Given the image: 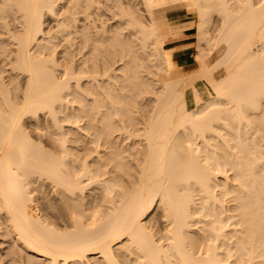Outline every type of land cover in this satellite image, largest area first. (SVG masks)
<instances>
[{
    "label": "bare ground",
    "instance_id": "6f19581e",
    "mask_svg": "<svg viewBox=\"0 0 264 264\" xmlns=\"http://www.w3.org/2000/svg\"><path fill=\"white\" fill-rule=\"evenodd\" d=\"M0 231V264H264V0H0Z\"/></svg>",
    "mask_w": 264,
    "mask_h": 264
},
{
    "label": "rangeland",
    "instance_id": "374dc122",
    "mask_svg": "<svg viewBox=\"0 0 264 264\" xmlns=\"http://www.w3.org/2000/svg\"><path fill=\"white\" fill-rule=\"evenodd\" d=\"M54 19L53 18H50V17H47L46 18V23H47V26L49 25V27L52 29H56L55 28V26H56V23H55V21H53ZM196 31L195 30H184V32H183V34L186 36V39H185V41H184V45H182L179 49H178V51H180V50H183V49H186V48H190V47H192L193 49H191L190 51H189V54H187V56H180V57H178V58H176V61L178 62V61H180L181 59H188L189 61H190V64H189V67H187V66H184V63L182 64L183 65V67H185V69L186 70H190V69H192L193 67H195V58H194V53H195V42H196V40H195V36H194V33H195ZM206 47V46H205ZM207 51H208V49H209V47H208V45H207V47L205 48ZM216 57H217V55L216 54H213L212 56H211V61H214L215 59H216ZM180 66H182L180 63H178ZM155 73L156 72H154V75H153V78H157V77H155V76H157V73H156V75H155ZM159 75V74H158ZM216 75H217V77H219V76H221L222 75V73L220 72V71H217L216 72ZM160 76V75H159ZM159 78H161V77H159ZM158 79V78H157ZM159 80V79H158ZM158 80H155V81H157L158 82ZM162 83V82H161ZM161 83H159V84H161ZM158 83H157V85H159ZM156 86V85H155ZM159 86H161V85H159ZM162 87V86H161ZM161 87H159V89H162ZM156 88H158V87H156ZM158 90V89H157ZM89 192V191H88ZM159 207H158V205L153 209V212H152V214L149 216V218L147 219V223H148V225L149 224H152V226H150L151 227V230H153L154 232H155V229H154V226L153 225H158V224H161L162 223V221L159 223V221L161 220V214H162V212H161V210L160 209H158ZM159 218H160V220H159ZM157 219V222L158 223H156V221L155 220ZM150 221V222H149ZM156 223V224H155ZM162 225H163V223H162ZM155 226V228L157 229V227ZM161 226V225H160ZM162 227V226H161ZM158 228H159V226H158ZM159 229H157L156 231H158ZM1 232V231H0ZM3 240V238H2V236L0 235V249L1 248H4L5 246H6V244H3L2 241Z\"/></svg>",
    "mask_w": 264,
    "mask_h": 264
},
{
    "label": "crops",
    "instance_id": "0c3cea01",
    "mask_svg": "<svg viewBox=\"0 0 264 264\" xmlns=\"http://www.w3.org/2000/svg\"><path fill=\"white\" fill-rule=\"evenodd\" d=\"M191 49H193V48L190 47V48H186V49H183V50H180V51L176 52L175 55H174L175 59L180 57V56H187V54H189V51ZM178 63H180L181 65L184 63V66L189 67L190 61L186 58V59H181L180 61H178Z\"/></svg>",
    "mask_w": 264,
    "mask_h": 264
}]
</instances>
